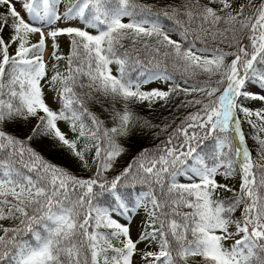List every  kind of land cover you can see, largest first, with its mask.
Returning a JSON list of instances; mask_svg holds the SVG:
<instances>
[{
	"label": "snow or ice",
	"instance_id": "1",
	"mask_svg": "<svg viewBox=\"0 0 264 264\" xmlns=\"http://www.w3.org/2000/svg\"><path fill=\"white\" fill-rule=\"evenodd\" d=\"M0 264H264V0H0Z\"/></svg>",
	"mask_w": 264,
	"mask_h": 264
},
{
	"label": "trees",
	"instance_id": "2",
	"mask_svg": "<svg viewBox=\"0 0 264 264\" xmlns=\"http://www.w3.org/2000/svg\"><path fill=\"white\" fill-rule=\"evenodd\" d=\"M67 53H68V44H67V47L63 49V54L66 55ZM188 98L190 99L191 97H188ZM184 99H186V97H184L183 95L174 97L173 101L171 102L169 106L166 107V106H163L162 104H157L151 111L148 110L147 108H142L139 110V115H141L145 119L152 121L153 123L161 124L162 126L164 122H171L174 115H178L179 117L182 118L183 115L186 114V110L177 109L175 107L176 105H179L181 101H183ZM163 138H164L163 136L160 137V139H163ZM156 143H159V140H156L153 138L151 131L145 130L144 134L139 136L138 146L131 149V155H135V153L141 147L150 148ZM249 143L251 147H254L253 145H251V142ZM253 155L255 157V152L253 153ZM49 158L53 159L54 162L61 163L67 166L65 159L58 155L53 154ZM129 159H130V156L126 155L125 157H123L120 160L119 166H123ZM80 174L85 175L82 173ZM109 175H114V173H111ZM227 195H231V193H228ZM236 215H239V212H237ZM5 223L7 224L8 222H5Z\"/></svg>",
	"mask_w": 264,
	"mask_h": 264
},
{
	"label": "rangeland",
	"instance_id": "3",
	"mask_svg": "<svg viewBox=\"0 0 264 264\" xmlns=\"http://www.w3.org/2000/svg\"><path fill=\"white\" fill-rule=\"evenodd\" d=\"M36 39H37L36 37H33V42H35ZM59 39H60V45H61V52L63 53V49L67 47V41L63 37H61ZM49 43H50V41H49ZM50 51H51L50 48L46 51V53H45V59H48V53H50ZM148 87H162V85L153 83V84L149 85ZM246 130L247 131H250V129H247V126H246Z\"/></svg>",
	"mask_w": 264,
	"mask_h": 264
}]
</instances>
